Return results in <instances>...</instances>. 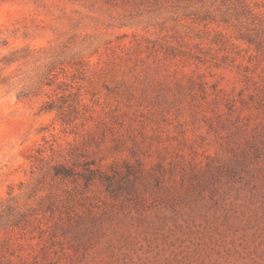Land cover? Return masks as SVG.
Masks as SVG:
<instances>
[{
  "label": "rangeland",
  "instance_id": "1",
  "mask_svg": "<svg viewBox=\"0 0 264 264\" xmlns=\"http://www.w3.org/2000/svg\"><path fill=\"white\" fill-rule=\"evenodd\" d=\"M0 264H264V0H0Z\"/></svg>",
  "mask_w": 264,
  "mask_h": 264
},
{
  "label": "trees",
  "instance_id": "2",
  "mask_svg": "<svg viewBox=\"0 0 264 264\" xmlns=\"http://www.w3.org/2000/svg\"><path fill=\"white\" fill-rule=\"evenodd\" d=\"M54 176H68V171L66 169H63V168H55L54 169Z\"/></svg>",
  "mask_w": 264,
  "mask_h": 264
}]
</instances>
